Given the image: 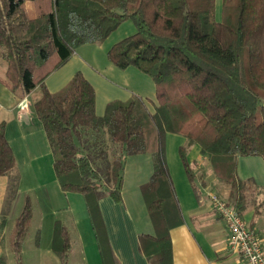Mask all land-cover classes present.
<instances>
[{"label":"trees","instance_id":"trees-1","mask_svg":"<svg viewBox=\"0 0 264 264\" xmlns=\"http://www.w3.org/2000/svg\"><path fill=\"white\" fill-rule=\"evenodd\" d=\"M136 32L113 44L109 60L119 68L135 66L155 84L150 110L138 95L113 99L95 111L96 94L80 72L57 91L45 79L60 68L75 47L104 40L123 20ZM0 81L11 91L41 95L32 107L40 120L62 190L84 196L102 264H118L110 246L99 200L122 201L125 159L153 157L149 179L140 191L154 234L139 236L149 264H172L169 230L182 222L165 159V136L179 133L186 174V148L197 144L214 176L229 186L228 203L241 214L247 182L237 172L238 158L264 160V0H0ZM53 63L51 64V62ZM0 122V176L15 167V156ZM31 220L29 205L16 219L12 247L20 245ZM52 250L69 261L66 226L55 221Z\"/></svg>","mask_w":264,"mask_h":264},{"label":"rangeland","instance_id":"rangeland-1","mask_svg":"<svg viewBox=\"0 0 264 264\" xmlns=\"http://www.w3.org/2000/svg\"><path fill=\"white\" fill-rule=\"evenodd\" d=\"M221 15L222 0H215L216 19H220ZM135 32L136 25L132 19L127 18L104 40L78 45L60 68L48 74L45 80L47 88L52 92L57 91L61 82H66L75 72L80 71L95 89V111L98 115L103 114L108 101L127 100L132 95L140 96L147 107L153 110L156 99L152 77L135 66L119 68L107 55L113 44ZM5 69L6 63L0 58V77H4ZM7 92L11 97L0 92V122L6 125L16 163L9 173L0 177V264H101L84 196L79 191H64L60 188L53 169L51 149L32 105L28 122L20 128L17 111L10 106L13 95ZM40 95V87L36 86L30 101ZM186 144V138L179 133H167L165 136L166 163L184 209L195 201L194 189L200 188L199 173L198 176L194 174L190 180L185 171L179 148L186 147ZM189 148H186L185 159L191 166ZM250 160L256 159H239L237 172L240 175L259 170L258 165ZM124 166L125 191L122 194L121 190V194L127 205L133 200H139L143 205L139 219L142 223L144 220L149 222L144 200L135 188L140 178L135 171L140 167L145 172L143 175L146 170L148 172L151 169L152 172L153 157L146 153L129 155ZM217 195L225 199L219 193ZM26 205L30 207L31 220L21 240L18 261L12 247V237L16 219ZM120 217L123 219L124 214ZM57 220L66 226L72 239L73 250L67 263H62L51 247L53 227ZM124 224L128 227L126 219Z\"/></svg>","mask_w":264,"mask_h":264},{"label":"crops","instance_id":"crops-1","mask_svg":"<svg viewBox=\"0 0 264 264\" xmlns=\"http://www.w3.org/2000/svg\"><path fill=\"white\" fill-rule=\"evenodd\" d=\"M66 82H61L60 86L62 87ZM0 87L2 95L11 97L7 92L10 90L1 81ZM32 91L30 93L10 91L13 95L10 106L17 111V121L20 128L24 127L29 120L28 114L31 112L30 107L33 103V101H30ZM189 149V156L192 160L190 164L194 174L198 176L199 173L200 188L194 189L195 201L185 209L182 208L175 191L182 222L169 230L172 264H243L239 254L230 250L228 246L229 233L225 222L213 209L208 196L210 192L219 193L225 200H228L229 186L214 176L210 163L200 153V147L197 144L191 145ZM243 157L244 159H256L250 161H254L259 170H252L243 176L238 173L239 177L246 181L248 185L246 188L247 206L243 209L241 215L248 225L255 230L264 249V160L259 156H242L238 158V161ZM135 172L138 178L140 177L135 184V188L142 197L140 185L149 179L152 172L151 169L148 172L146 170V174L143 175L145 172L140 167ZM169 172L171 176L170 169ZM123 191H125V176L122 184V194ZM106 196L99 200V208L117 263L149 264L140 249L139 236L141 234H154V228L149 216V222L144 220L142 223L139 219L143 205L141 206V202L137 199L127 205L123 196L120 203L114 201L110 196ZM123 214L122 219L120 215ZM124 219L127 220L128 227L124 224ZM190 220L192 223H190ZM70 243L71 252L73 250L71 235Z\"/></svg>","mask_w":264,"mask_h":264},{"label":"built area","instance_id":"built-area-1","mask_svg":"<svg viewBox=\"0 0 264 264\" xmlns=\"http://www.w3.org/2000/svg\"><path fill=\"white\" fill-rule=\"evenodd\" d=\"M208 196L213 209L225 222L230 250L239 254L243 264H264V249L255 230L225 199L211 192Z\"/></svg>","mask_w":264,"mask_h":264}]
</instances>
